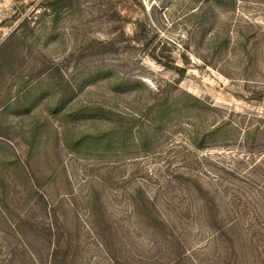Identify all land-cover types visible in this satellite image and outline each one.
<instances>
[{"label": "rangeland", "instance_id": "374dc122", "mask_svg": "<svg viewBox=\"0 0 264 264\" xmlns=\"http://www.w3.org/2000/svg\"><path fill=\"white\" fill-rule=\"evenodd\" d=\"M206 3L0 0V193L6 191L0 199L12 224L19 217L26 223V241L44 258L40 264H49L52 248L41 225L55 220L71 230L75 246L83 244L70 251L72 264H113L107 252L119 264L161 262L167 245L176 242L171 232L184 252L200 246L197 255L187 254L191 264H222L226 239L215 236L209 213L177 175L181 159L172 145L185 138L173 126L191 122V114L161 118L160 131L144 148L136 129L126 127L121 147L116 137L110 148L79 143L104 128L115 127L119 137V113H147L141 121L148 125L152 91L159 89H179L213 104L217 110L207 109L202 117L214 116V122L229 116L233 124L264 121V102L255 100L264 87V0ZM70 108L78 115L66 118L63 109ZM32 132L38 136L33 143ZM211 148L206 152L235 165L237 147ZM201 170L199 185L224 184L215 180L218 174L258 196L243 176L232 177L214 164ZM142 202L146 208L137 206ZM218 205L217 213L227 212L226 203ZM260 206L256 199L249 209ZM186 209L192 214L184 215ZM49 210L57 211L56 218ZM257 219L264 221V214ZM237 229L231 264H264V249L247 253L249 235Z\"/></svg>", "mask_w": 264, "mask_h": 264}, {"label": "trees", "instance_id": "16d2710c", "mask_svg": "<svg viewBox=\"0 0 264 264\" xmlns=\"http://www.w3.org/2000/svg\"><path fill=\"white\" fill-rule=\"evenodd\" d=\"M205 1L207 5L213 2L224 4L226 1H229L231 5H235L236 2L243 0ZM26 21L27 17L24 22ZM173 84H176V82H173ZM258 93L260 98H255V100L264 102V87L259 89ZM152 96L155 99V107L154 110L150 109L154 112L148 125L143 124L141 121L145 119V114L147 113L136 116L135 114L129 115L119 113V137L113 133L115 127L104 128L103 130L100 129L93 133H88L86 136L83 135L84 137H81L82 140L80 139L79 143L81 144L84 140H89L93 143L102 145L105 143V145L107 144V147L110 148L114 137H116L115 139L119 140V147H121L124 137L126 136V131H123V128L126 127L127 129H136L138 133L137 139L140 142L139 146L144 148L147 146L146 142L149 140L150 135L153 134L152 136H154L156 132L160 131L158 126L161 118L175 117V114L181 111H186L188 114H191V118H189L191 122L183 121L179 125L173 126L183 129L182 135L185 138L184 141H179L177 146L172 145L177 148L175 151V158L181 159V168L177 175H179V178L185 180L184 185L187 190H192L195 196L199 197L202 209H205V212L209 213V216H206L207 221L209 224L211 221L215 236L217 235L226 239L225 246L227 247L222 249V257L220 258L222 264H231L233 255L237 257V251L235 250V235L239 232V229H237L239 226L240 229H244L249 235L250 243L247 245L249 246L247 253L248 250L251 251L253 249H257L258 252H260V249H264V245L261 246L264 244V235L261 231L264 230V221L260 222L257 219V215L261 216L264 214V121L261 122L259 118L258 121H260V123L257 125L251 120L248 121V124L245 120L233 124L230 116L227 118L224 117L219 121L216 120L215 122L214 116L210 119L203 118L202 115L207 109L217 110L215 106L189 93L182 92L179 89L172 93L165 89H159L156 92L152 91ZM60 102H62V100H60L59 103ZM75 105L76 104H74V106ZM63 110L66 118L78 115V112H74L73 108ZM52 113H57V108H55ZM95 113L96 112H93V115ZM252 120L255 121V119ZM137 122L142 123V125L136 126ZM120 125H122V127H120ZM242 125H244V127ZM235 132H241L240 137L237 136ZM66 135L67 131L65 130L64 137H66ZM37 139V133L32 132L30 141L33 143ZM31 142H28V144ZM62 144H64V142ZM214 145H217V147H224L225 149L231 146L237 147L236 149L238 150L234 155L235 165L227 166L220 159L214 157L212 152H206L209 151L208 149H215L211 148ZM233 151L234 150H232V152ZM210 164H214L216 168L231 174L232 177H236L235 175L243 176L244 179H242V181L244 180L246 184L256 188L258 194L256 199L262 206L255 211L250 210L249 206L256 199L249 196L247 192H243L242 188L234 185L229 180H226V178H220L218 174L213 175L215 176L214 178H216L215 180L221 179L224 184L216 188L210 189L205 185L197 184L196 178H199L198 173L203 174L201 169H206ZM208 173L211 174L212 172ZM178 177L175 178L178 179ZM2 180V182L5 181L3 178ZM237 180L240 181L239 178H237ZM192 182L194 184H192ZM139 193H141L140 189ZM3 195H6L4 189L0 193V197ZM220 202L227 204V212L223 211L222 213H217L221 209V206L218 205ZM46 205H48V203ZM138 205H143V207L146 208L144 202H142V204L137 203V206ZM9 211L10 209L6 204V200L0 199V219H3L5 223V225L0 226V233L2 234V236H0V264H40L42 261L40 259L43 257L36 256L26 241V223L21 221L19 217L20 221H16L12 224ZM44 211L46 212L45 209ZM186 211L187 213L184 215H189V213L192 214L191 209H186ZM47 214L53 215V217L56 218L57 211L54 210L51 213V210H49ZM233 214L236 215V218H231ZM222 217H227L226 220H224V225L219 221ZM246 217L250 219L245 220V222L243 219ZM41 229L48 237V243L50 245L52 244L51 252L48 255L49 264L74 263L75 261L69 259L70 251L73 247L78 248L82 243L79 242V245L76 246L73 244L71 230L67 226L60 224L57 220H55V223L49 222L47 224H42ZM96 230H98V228L95 226V232ZM171 233V237H175L176 242H170V246L167 245V252L164 255L165 259H161V262L160 260L158 262L153 260V262L148 264H184V262L185 264H191L187 254L189 253L190 255L191 252H193L197 255L200 246L194 247L192 249L193 251L189 250V252H184L185 247L183 244L176 238L175 233ZM99 235L103 238L100 232ZM98 245L104 252L107 251L100 241ZM106 256L110 258L113 264H119L118 256H113L111 258L112 255L108 252ZM191 257L194 258L192 255ZM134 261L135 260H133V262Z\"/></svg>", "mask_w": 264, "mask_h": 264}]
</instances>
